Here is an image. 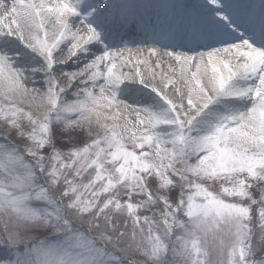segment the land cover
Masks as SVG:
<instances>
[{
  "label": "snow or ice",
  "instance_id": "snow-or-ice-1",
  "mask_svg": "<svg viewBox=\"0 0 264 264\" xmlns=\"http://www.w3.org/2000/svg\"><path fill=\"white\" fill-rule=\"evenodd\" d=\"M45 13L59 26L51 44L33 31L44 30ZM77 21L86 31H73ZM149 26L162 27L159 18L150 25L115 0H13L5 7L0 94L11 101L29 76L42 75L48 87L39 118L14 103L0 107V118L28 142L21 151L0 137V264H264L253 243L258 229L264 245V188L258 198L250 191L254 182L264 184V0L258 9L249 0H199L162 34L177 62L175 48L210 49L208 83L197 78V63L194 83L185 80L186 104L143 79L135 89L115 71L123 64L116 45ZM65 40L72 59L92 57L80 73L88 77L83 96L71 99L51 75L54 50ZM117 101L134 108L135 118L120 124L119 113L97 110ZM93 125L95 138L72 144L91 136ZM49 229L56 242L26 238Z\"/></svg>",
  "mask_w": 264,
  "mask_h": 264
},
{
  "label": "bare ground",
  "instance_id": "bare-ground-1",
  "mask_svg": "<svg viewBox=\"0 0 264 264\" xmlns=\"http://www.w3.org/2000/svg\"><path fill=\"white\" fill-rule=\"evenodd\" d=\"M130 1L132 0H115L116 3L127 6ZM141 1L142 0H134L135 4L141 3ZM25 2L40 3L41 0H25ZM43 2L50 5L54 2V0H43ZM146 2L157 3L159 10L165 15L166 18H177L178 15L181 14L186 8H191L194 4L198 3L199 0H146ZM249 2L255 5L258 9L261 0H249ZM0 4L3 5L0 6V16H2L4 14L5 7L10 8L13 4V0H0ZM42 19L45 23L44 30L37 31L33 29V31L40 39H44L46 42L51 44L55 39V35L59 34V26L54 23L49 24L48 15L46 13L42 14ZM156 20L157 18L153 16L149 20L150 25ZM167 21H170V18H168ZM176 24H172L171 26L174 27ZM76 28H81L82 31H86V29H84L78 21L75 22L73 30L75 31ZM45 31L48 33L46 37L44 35ZM146 31L147 28L141 30L142 33H146ZM162 34L163 33L157 35L156 38L159 39L162 37ZM135 36L137 35L135 34ZM25 39H29L27 33H25ZM17 45H19L18 41ZM137 47L138 46L136 45L133 37H130L126 41H122L116 45L117 50L123 49V64L118 66L119 71L115 69V71L121 75L123 83L131 85L135 89H140L142 88V85H140L139 80L143 79L150 86L155 85L159 90L162 91L164 95H167L175 103H180L181 100L184 99L186 104L188 88L190 83H194L192 81V73L197 72L196 64L199 63L200 70L197 72V78L204 85H207L208 78L211 75V69L207 67L208 56L206 53L207 51H210V49H197L205 53L203 58H201V52H197L196 50L188 51L185 48L183 51L176 52L180 53L182 57L181 60L177 62L174 56L168 55L170 51H165L169 49L166 48V46L152 43L150 45L139 46V49ZM70 48L71 45L67 40H65L58 49L54 50L56 71L51 73L52 77L56 79L59 86L65 89L67 96L64 97V99H71L77 94H81V96H83V93L80 92V89L84 87V81H86L88 77L86 75L81 77L80 73L85 71L86 64L90 63L92 58L88 57L86 59L81 55L77 59H72L69 53ZM150 49L154 50V53L153 51H150ZM92 50L96 55L100 54V52L97 51L95 47ZM175 50L177 49L175 48ZM215 55L220 59H231L233 65L236 63L234 55L232 57H229L226 53H217ZM184 56L194 58L193 63L188 65L184 59ZM100 71H106V68L101 66ZM137 72H139V76H137ZM74 73L76 74L75 77H73ZM133 78H135V83L133 82ZM43 80L44 77L42 75H37L34 79L33 77L29 76L25 80L26 83H24L25 85L23 84V88H21L18 93L11 94V101H5L3 95L0 94V107H4L8 103H14L17 107L25 106L29 107V109L32 108L35 113L36 108L43 110L42 108L44 107L46 101L43 98L44 96L38 92L40 88L47 89L48 87L43 83ZM185 80L189 81L190 83H186ZM170 81L172 82L171 85L165 88V85ZM95 93L97 96L100 95L99 86H97L95 89ZM105 95H110V93L106 91ZM133 95L139 97L140 93L137 91L134 92ZM143 95H148L147 90L144 91ZM97 110L108 117H117V113H119L120 116L115 122L120 124L124 123L125 116L129 117L130 121L135 118L134 113L130 112L127 110V108L116 102L111 108L99 107ZM31 115H33V113H31ZM106 122L112 124L114 121L109 119ZM7 124L8 123L5 121L0 125V137H5V135H7L5 133L3 134ZM131 131H135V129L132 128ZM129 135H131V133H129Z\"/></svg>",
  "mask_w": 264,
  "mask_h": 264
},
{
  "label": "rangeland",
  "instance_id": "rangeland-1",
  "mask_svg": "<svg viewBox=\"0 0 264 264\" xmlns=\"http://www.w3.org/2000/svg\"><path fill=\"white\" fill-rule=\"evenodd\" d=\"M19 108L22 109L24 112L30 113L29 112V107L22 106V107H19ZM35 111L37 113H36V116H34V117L35 118H39L40 115L38 114V108H36ZM93 119H95V117H93ZM2 122H5V120L0 118V125L2 124ZM20 123H21V125H22V127H23V129L25 131H30V126L28 125L26 120H21ZM85 127H87V125H85ZM131 130H132V128L130 127L129 133H131ZM4 133L7 134L5 136H8L7 140L9 142L14 143L17 147H19L21 149V151H23L24 146L28 142L25 139L17 138V132L14 129H12L9 124L6 125V129L3 131V134ZM95 133H96V128H95V125H93L92 135L91 136L88 135L87 133L81 134L79 137H77L76 140H74L72 142V144L75 145V146H82L83 143L90 142L93 138H95ZM129 133H128V135H129ZM58 143H60V142L58 141ZM0 144H3L2 140L0 141ZM65 145L63 147L61 146V148L63 149V148L69 147V145H66V146ZM128 147L131 148V143L130 142H128ZM145 150H147V149H145ZM46 152H47V149L45 150V153ZM31 159H32L31 157H27L28 161H30ZM254 184H255V186L252 189H250V191H252L253 195L258 198L259 195H257V194L260 192V189L263 188V184H258V183H255V182H254ZM173 195H175V193ZM122 198H124L123 195H122ZM134 199H139V198L138 197H134ZM237 202H240V201H237ZM243 202L244 203H248L247 201H243ZM160 207H162V205H160ZM253 208L255 209V206H253ZM140 214L141 215H148L150 213L141 212ZM117 219H118L119 227L121 229H123L125 217L121 216V217H118ZM128 231H129V235H130V231H131L130 222H129V225H128ZM259 237H260L259 230L256 229L253 243H254V245H257L258 247L262 248V251L257 253V257H259L261 255H264V245H260L259 244ZM26 238L29 239V240H33V241L48 240V241H51V242H56L55 233L51 229L28 233V234H26ZM0 254H2V252H0Z\"/></svg>",
  "mask_w": 264,
  "mask_h": 264
},
{
  "label": "trees",
  "instance_id": "trees-1",
  "mask_svg": "<svg viewBox=\"0 0 264 264\" xmlns=\"http://www.w3.org/2000/svg\"><path fill=\"white\" fill-rule=\"evenodd\" d=\"M59 145H60V147H61V146L63 147L65 144H61V143H59ZM65 146H66V145H65Z\"/></svg>",
  "mask_w": 264,
  "mask_h": 264
}]
</instances>
